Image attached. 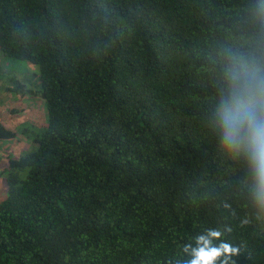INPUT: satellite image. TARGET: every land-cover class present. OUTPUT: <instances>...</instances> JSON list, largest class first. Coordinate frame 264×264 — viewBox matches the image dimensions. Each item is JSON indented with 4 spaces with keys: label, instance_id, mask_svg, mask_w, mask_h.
<instances>
[{
    "label": "trees",
    "instance_id": "1",
    "mask_svg": "<svg viewBox=\"0 0 264 264\" xmlns=\"http://www.w3.org/2000/svg\"><path fill=\"white\" fill-rule=\"evenodd\" d=\"M0 49L39 65L48 111L8 162L0 264H187L209 228L264 264V205L215 119L230 55L264 62V0H0Z\"/></svg>",
    "mask_w": 264,
    "mask_h": 264
},
{
    "label": "clouds",
    "instance_id": "2",
    "mask_svg": "<svg viewBox=\"0 0 264 264\" xmlns=\"http://www.w3.org/2000/svg\"><path fill=\"white\" fill-rule=\"evenodd\" d=\"M224 86L220 89L216 123L221 143L231 154L246 159L255 185L256 200L264 205V62L249 60L233 53L223 68ZM218 229H207L191 244L187 264H235L237 253L230 243L221 239ZM213 240L220 241L213 244Z\"/></svg>",
    "mask_w": 264,
    "mask_h": 264
},
{
    "label": "rangeland",
    "instance_id": "3",
    "mask_svg": "<svg viewBox=\"0 0 264 264\" xmlns=\"http://www.w3.org/2000/svg\"><path fill=\"white\" fill-rule=\"evenodd\" d=\"M24 73V76L21 74ZM20 74L22 77L18 76ZM14 75L30 90L22 97L14 93ZM40 67L38 64L21 65L5 58L0 49V119L11 117L10 127L17 133L11 140H0V203L8 196L7 171L9 159H19L36 148L35 139L48 128V111L41 97ZM14 108V114L9 110Z\"/></svg>",
    "mask_w": 264,
    "mask_h": 264
},
{
    "label": "crops",
    "instance_id": "4",
    "mask_svg": "<svg viewBox=\"0 0 264 264\" xmlns=\"http://www.w3.org/2000/svg\"><path fill=\"white\" fill-rule=\"evenodd\" d=\"M9 113H11V110H9ZM9 120H11V117L8 115L4 120H2L3 121V123L5 124V126L8 128V129H10V130H12V127H10V121Z\"/></svg>",
    "mask_w": 264,
    "mask_h": 264
}]
</instances>
